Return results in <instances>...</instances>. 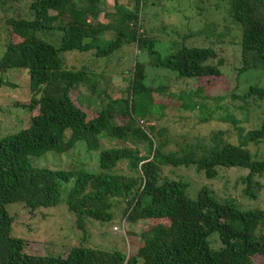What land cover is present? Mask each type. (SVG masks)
Here are the masks:
<instances>
[{"label": "trees", "instance_id": "obj_1", "mask_svg": "<svg viewBox=\"0 0 264 264\" xmlns=\"http://www.w3.org/2000/svg\"><path fill=\"white\" fill-rule=\"evenodd\" d=\"M18 1H25L27 10L23 16L5 20L8 31L0 73L27 71L30 97L19 107L31 117L26 129L0 139V264H254L255 258L264 262V209L241 210L231 199L217 200L206 188L191 200L186 183L161 177L164 166H193L207 179L215 178L217 167L242 168L248 171L241 179L243 193L256 199L263 189L264 160L253 159L241 146L216 142L197 146L198 150L188 146L164 152L167 142L157 143L160 135L154 134V128L139 125L156 111L146 66L139 56L149 60L150 68L179 79H208L221 76L222 62L212 64L216 52L171 43L163 54L157 43L138 32L142 0H134V10L112 0L114 15L106 24L98 20L105 0ZM228 15L241 29V72L264 71V0H230ZM106 33H112L113 39H104ZM131 44L139 53L127 97L105 95L104 108L89 118L73 102L71 93L80 85H88L95 93L96 83L90 79L93 73L86 67L67 69L63 55L93 52L96 58H106ZM2 85L15 87L0 79ZM244 98L262 100L264 89L250 87ZM66 130L70 131L67 139ZM263 140L264 121L244 136V143L257 145ZM103 141L116 144L104 148ZM79 142L87 151L99 152L98 174L72 165L67 170L36 169L29 163L31 157L41 158L51 151L68 155ZM128 142H145L150 157L126 146ZM120 163H126L134 175L118 174ZM60 183H71L66 207L82 232L84 219L102 224L111 221L113 202L120 201L127 205L128 224H148L139 235L142 245L128 257L117 250L83 246L72 247L63 257L25 253L24 240L11 234L12 218L6 207L21 204L29 212L54 208L60 203ZM214 233L221 243L217 250L208 241Z\"/></svg>", "mask_w": 264, "mask_h": 264}, {"label": "rangeland", "instance_id": "obj_2", "mask_svg": "<svg viewBox=\"0 0 264 264\" xmlns=\"http://www.w3.org/2000/svg\"><path fill=\"white\" fill-rule=\"evenodd\" d=\"M230 0H142L139 12L138 32L157 43L163 54L169 44L174 47L211 48L217 58L212 64L222 62L221 76L208 79H179L168 72L152 69L149 60L139 56L146 66V78L152 91L155 112L147 115L142 127L154 128L157 143L167 142L164 152H176L191 146L209 147L215 142L241 146L253 159L264 160V140L260 144L244 143L247 132L258 129L264 121V99L244 98L250 87L264 89V71L241 72V29L228 15ZM129 10L135 9L134 0H119ZM27 10L25 1L0 0V57L3 54L7 18L23 16ZM99 22L106 24L114 15V3L105 0L101 4ZM52 14V13H51ZM49 37L46 41H49ZM104 39H113L106 33ZM14 40L18 41L17 38ZM175 49V48H174ZM135 44L122 47L106 58H96L93 52H70L63 55L67 69L86 67L93 75L91 83H96L95 93L88 85H80L72 91L73 102L89 118L105 105V95L112 99L127 97L130 75L136 55ZM0 79L15 87L0 86V139L24 130L29 125L31 115L21 103L29 100V78L24 69H14L0 73ZM161 107V109H160ZM152 108V109H153ZM153 110V111H154ZM117 124L118 120L113 121ZM119 123V122H118ZM70 131L64 133L65 139ZM116 142L103 141L105 148ZM126 146L136 148L141 156L150 157L145 142H128ZM98 153L89 152L85 144L79 142L67 154L58 155L51 151L41 158L31 157L33 168L67 170L72 165L92 174L100 172ZM116 172L124 176L134 175L126 163H120ZM214 179H207L193 166L184 168L162 167L161 177L181 181L188 185L187 195L196 199L199 190L206 188L219 201L233 200L244 211L264 209V176L260 179L263 189L256 199H249L243 193L241 179L248 173L242 168H216ZM60 203L54 208H39L29 212L21 204L7 205L12 218V236L25 242V253L38 256H65L74 246L102 250L119 251L127 257L142 245L139 235L146 227L145 221L128 224L124 211L126 203L114 201L111 209L112 220L99 223L84 219L85 232L79 229L75 216L67 210L66 200L71 183H60ZM124 214V215H123ZM125 219L124 227H122ZM148 225V224H147ZM114 227L117 228L114 231ZM85 238L83 240V235ZM212 249L221 248L218 235L209 239ZM254 264H264L255 258Z\"/></svg>", "mask_w": 264, "mask_h": 264}, {"label": "built area", "instance_id": "obj_3", "mask_svg": "<svg viewBox=\"0 0 264 264\" xmlns=\"http://www.w3.org/2000/svg\"><path fill=\"white\" fill-rule=\"evenodd\" d=\"M124 223H125V219L123 220L122 227H124ZM116 230H117V228L114 227V231H116Z\"/></svg>", "mask_w": 264, "mask_h": 264}]
</instances>
